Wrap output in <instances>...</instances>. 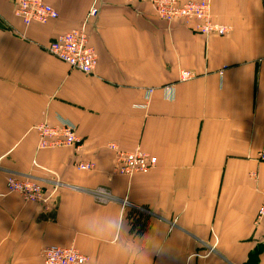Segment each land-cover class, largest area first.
Masks as SVG:
<instances>
[{
  "label": "crops",
  "instance_id": "1",
  "mask_svg": "<svg viewBox=\"0 0 264 264\" xmlns=\"http://www.w3.org/2000/svg\"><path fill=\"white\" fill-rule=\"evenodd\" d=\"M47 1L59 18L26 26L0 0V264H43L51 245L74 246L85 264H250L256 250L252 264H264L261 0H211L221 36L140 0ZM93 6L88 75L47 47ZM61 120L80 141L40 148L36 126ZM111 143L156 166L117 174ZM10 174L57 182L51 209L9 192ZM113 219L123 230L101 233Z\"/></svg>",
  "mask_w": 264,
  "mask_h": 264
},
{
  "label": "built area",
  "instance_id": "2",
  "mask_svg": "<svg viewBox=\"0 0 264 264\" xmlns=\"http://www.w3.org/2000/svg\"><path fill=\"white\" fill-rule=\"evenodd\" d=\"M140 1L150 3L157 15L167 22L176 19H196L200 21L199 31L204 34L221 36L229 31L227 26L214 21L211 0H191L186 3H181L179 0ZM14 2L15 14L26 26L34 22L48 23L60 16L59 11L47 0H14ZM261 3L264 7V0H261ZM98 13V8L93 6L78 27L58 35L49 44L47 50L69 64L71 68L88 75L93 74L98 65V56L95 49L89 44V27ZM181 75L183 80L194 77V74L187 70H183ZM150 95L151 90L147 92V96ZM36 131L40 137V148L70 146L80 141L76 133V126L67 120H61L56 125L41 122L36 126ZM109 148L115 152L114 163L117 174L131 177L138 173H147L156 166L157 157L141 148L127 151L115 143H111ZM259 157L264 160V149L260 152ZM93 167L92 162L79 164L81 170H91ZM59 187L57 182L15 174H10L7 180L9 192L19 194L25 201L42 205L46 211L51 209L52 201ZM103 192V190H99L96 193V198L104 202L108 201L110 196ZM262 217H264V200L258 212V218ZM213 251L215 248L211 247L208 254ZM193 256L198 255L194 254ZM87 261L88 257L74 246L51 245L46 247L43 253V264H85Z\"/></svg>",
  "mask_w": 264,
  "mask_h": 264
},
{
  "label": "clouds",
  "instance_id": "3",
  "mask_svg": "<svg viewBox=\"0 0 264 264\" xmlns=\"http://www.w3.org/2000/svg\"><path fill=\"white\" fill-rule=\"evenodd\" d=\"M113 231V232H120L121 230H123V223L122 221H119V220H116V219H113V220H109L107 222V227L106 229H102L101 230V233L103 231Z\"/></svg>",
  "mask_w": 264,
  "mask_h": 264
},
{
  "label": "trees",
  "instance_id": "4",
  "mask_svg": "<svg viewBox=\"0 0 264 264\" xmlns=\"http://www.w3.org/2000/svg\"><path fill=\"white\" fill-rule=\"evenodd\" d=\"M256 259L258 261V251L252 252L251 256L249 257L247 263L252 264L253 260Z\"/></svg>",
  "mask_w": 264,
  "mask_h": 264
},
{
  "label": "bare ground",
  "instance_id": "5",
  "mask_svg": "<svg viewBox=\"0 0 264 264\" xmlns=\"http://www.w3.org/2000/svg\"><path fill=\"white\" fill-rule=\"evenodd\" d=\"M61 147V146H60Z\"/></svg>",
  "mask_w": 264,
  "mask_h": 264
}]
</instances>
